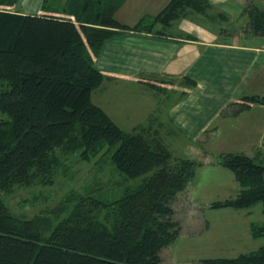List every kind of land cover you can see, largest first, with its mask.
<instances>
[{
  "label": "trees",
  "instance_id": "trees-1",
  "mask_svg": "<svg viewBox=\"0 0 264 264\" xmlns=\"http://www.w3.org/2000/svg\"><path fill=\"white\" fill-rule=\"evenodd\" d=\"M124 1L40 0L38 13L25 14L12 10L17 0H0V194L50 185L63 159L75 154L87 162L103 149L115 172L135 181L112 199L93 188L69 189L49 212L30 217L12 214L0 197V264H264V245L230 258L169 257L178 235L207 227L203 206L180 198L204 164L227 168L239 186L234 197L205 207L238 210L260 203L263 219L251 222L249 231L253 238L264 236V156H171L157 131L141 125L125 131L90 100L102 80L93 59L106 39L127 30L160 35L185 12L209 7L207 0H168L155 15L125 25L114 17ZM241 2L248 20L229 33L264 38V9ZM254 103L264 104V95L243 96L218 116L233 117ZM214 134L211 128L196 141Z\"/></svg>",
  "mask_w": 264,
  "mask_h": 264
},
{
  "label": "crops",
  "instance_id": "crops-1",
  "mask_svg": "<svg viewBox=\"0 0 264 264\" xmlns=\"http://www.w3.org/2000/svg\"><path fill=\"white\" fill-rule=\"evenodd\" d=\"M167 1L125 0L114 17L122 24L132 25L142 16L155 15ZM251 1L264 9V0ZM207 2L205 13L185 12L163 34L127 30L108 38L93 59V67L102 74V80L91 92L96 101L92 102L115 124L126 123L130 129L149 126L158 135L164 132L174 139L188 140L182 145V153L188 159L199 152L192 142L212 126L223 107L243 96L264 95L257 92L264 75V38L229 33L232 26L240 27L248 20L241 0ZM39 3L40 0H17L12 10L38 13ZM146 80L156 82L159 88L148 87L142 82ZM132 91L139 98L148 97L149 105L143 111L142 106L134 112L126 105L127 110L116 96L125 100L123 94ZM154 100L165 102L161 111H154ZM254 106L261 109L258 114L264 119V104H251L247 110ZM230 119L225 125L228 138H234L232 132L240 125L246 127L244 134L254 128L248 122L234 125L237 116ZM255 134L252 137L256 142L242 154L250 155L248 151L252 152L264 136V120ZM166 145L174 150L169 147L173 143ZM226 151L222 149V153Z\"/></svg>",
  "mask_w": 264,
  "mask_h": 264
},
{
  "label": "rangeland",
  "instance_id": "rangeland-1",
  "mask_svg": "<svg viewBox=\"0 0 264 264\" xmlns=\"http://www.w3.org/2000/svg\"><path fill=\"white\" fill-rule=\"evenodd\" d=\"M17 8L20 7L17 6ZM236 27L239 26H235L234 29ZM231 29L234 30L233 26ZM260 86L257 92L263 94L264 75ZM116 96L122 102L123 107L127 110L129 108L134 109V112L140 110L141 106L143 111V107L146 106L147 108L149 105V100L146 95L143 98H139L138 94L133 91L123 94L124 101L120 99L119 94ZM161 97L163 98L162 95ZM90 100L96 102L94 95L91 93ZM164 103V101L154 100V111H161ZM260 112L261 109L258 106H254L249 110H242L233 116H237V119H234L237 121V124L235 123L234 125L237 126L248 122L254 127H251L252 131L250 134L248 132L244 134L245 126L240 125L234 128L235 130L232 132L234 138H228V133L225 130L227 128L225 125L230 123L232 121L230 118L233 117L216 118L212 126L202 131L204 132L215 128V134L212 140L206 142L193 141L192 143L199 149V152L196 156L189 159L197 160L202 153H208V155H212V159H215L217 154L222 153L223 148L227 150L225 153H229V151L246 153L250 148L247 146L254 144V140L256 142V139L252 136L256 135V131L260 130V123H263V116L258 114ZM2 118L4 116L0 113V119ZM116 125L125 131L130 130L129 124L120 123ZM168 135L160 132L158 136L161 137V140L164 139L162 141L165 144L172 145L173 143L172 146H169L174 149L173 151L169 150L171 156L184 157L182 145L188 142V140L184 138L174 139ZM180 136L182 137V135ZM244 136H247V138H244ZM103 150L99 152L100 156L97 155L87 162L78 160L75 154L69 155L66 159H63L61 167L56 170L50 185L14 187L10 192L0 194V197L12 214L25 217L33 216L39 212H49L55 207L60 197L69 189L84 191V189L93 188L97 189L94 192L95 195L112 199L118 195L123 186L133 185L135 181L118 175L108 161L109 153L105 155ZM248 153L250 154L248 156H253L257 153L261 158L264 156V136L260 138L255 149L252 152L248 151ZM238 189L239 186L234 180L232 172L227 168L211 163L197 166L194 169L190 186L180 193V198L183 202H186L187 198H190L203 206L201 214L207 221V227L193 235H178L170 245L169 257L172 260L186 261L201 258H230L240 253L253 251L257 247L264 245V236L253 238L249 231V224L251 222L259 223L263 219L260 203H256L248 209L238 210L205 207L212 201L234 197ZM33 195H36L35 197L38 198L34 203L30 202ZM23 199L29 201L23 203ZM176 203L179 202L176 200Z\"/></svg>",
  "mask_w": 264,
  "mask_h": 264
},
{
  "label": "water",
  "instance_id": "water-1",
  "mask_svg": "<svg viewBox=\"0 0 264 264\" xmlns=\"http://www.w3.org/2000/svg\"><path fill=\"white\" fill-rule=\"evenodd\" d=\"M263 181H264V175H263Z\"/></svg>",
  "mask_w": 264,
  "mask_h": 264
}]
</instances>
